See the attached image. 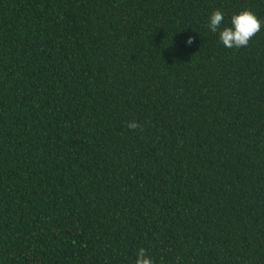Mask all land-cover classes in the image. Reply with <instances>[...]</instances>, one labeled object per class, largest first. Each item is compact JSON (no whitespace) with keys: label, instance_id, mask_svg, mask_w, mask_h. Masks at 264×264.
<instances>
[{"label":"trees","instance_id":"16d2710c","mask_svg":"<svg viewBox=\"0 0 264 264\" xmlns=\"http://www.w3.org/2000/svg\"><path fill=\"white\" fill-rule=\"evenodd\" d=\"M245 9L224 47L210 14ZM141 247L264 264V0H0V264Z\"/></svg>","mask_w":264,"mask_h":264},{"label":"clouds","instance_id":"9594fccd","mask_svg":"<svg viewBox=\"0 0 264 264\" xmlns=\"http://www.w3.org/2000/svg\"><path fill=\"white\" fill-rule=\"evenodd\" d=\"M224 22V14L219 10H214L208 20V29L213 33H218V38L224 47L229 49H239L247 47L249 41L261 30V22L250 10H241L230 18V26L221 28ZM186 44L193 43V37L188 36ZM128 128L135 130L141 125L136 121L128 122ZM134 264H153L152 258L146 250L141 247L136 252Z\"/></svg>","mask_w":264,"mask_h":264}]
</instances>
